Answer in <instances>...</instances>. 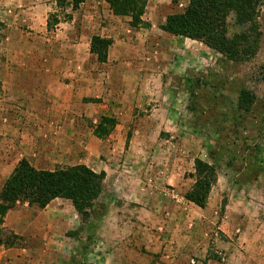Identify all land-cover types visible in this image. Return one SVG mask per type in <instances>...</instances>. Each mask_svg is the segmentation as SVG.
<instances>
[{
	"label": "rangeland",
	"instance_id": "1",
	"mask_svg": "<svg viewBox=\"0 0 264 264\" xmlns=\"http://www.w3.org/2000/svg\"><path fill=\"white\" fill-rule=\"evenodd\" d=\"M144 1L143 25L133 28L128 17L113 15L103 0H82L75 6L73 0H0V189L19 160L40 170L30 157L44 161L46 165L41 167L49 166L46 170L85 166L88 161L103 162L111 170L86 221L64 199H54L44 208L17 202L1 219L0 264H206L210 260L243 264L234 246L249 257L250 243L258 246L254 254L264 257V237L245 233L258 224H248L252 218L263 219V225L256 227L264 230V0L257 4V33L250 35L239 62L229 61L197 41L185 38L180 46L175 44L188 49L183 54L187 62L182 72L166 68L161 76L158 73L147 81L151 95L142 110L134 109L132 114L169 120L165 127L137 130L131 118L126 128L117 129L119 110L107 105L108 110L101 114L99 107L106 103L90 97L75 107L72 130L60 118L63 112L40 123L27 122L24 105L12 114L17 108L8 105V92L38 91L54 94L48 99L56 100L60 92H127L125 84L130 80L124 81L119 69L106 76L111 38L100 35L110 27L126 30L121 37L128 36L130 29L148 27L143 20ZM153 1L163 9L156 19L158 29L167 16L177 15L188 3ZM47 21L51 22L48 29ZM226 23L228 37L248 28L237 24L233 14L227 16ZM32 26L41 31L30 29ZM94 32L87 45L88 58L81 61L82 47L76 48L75 42L81 43ZM92 37L110 41L103 49L104 62L89 52ZM165 38L168 41L169 37ZM27 40L40 42L30 58L37 59V71L41 67L53 70L54 74H46L49 81L41 82L40 74L32 77L24 73L36 67L19 63L30 51L20 49L19 43ZM167 52L174 56L173 51ZM53 59L61 62L58 65ZM241 89L255 96L247 112L237 108ZM86 104L97 108L90 119L82 111ZM102 117L115 124L99 144L91 137ZM132 132L142 137L141 143L129 140ZM71 133L73 139L62 145L60 136ZM130 155L132 162L127 166L138 167L139 173L133 172L139 175L130 174L122 181L137 192L123 199L116 175L119 167L111 164L119 165L120 157L129 159ZM112 156L114 160L108 159ZM194 159L212 165L216 174L203 208L186 199L194 184ZM19 210L22 216L9 215ZM68 232H74L73 236L67 237Z\"/></svg>",
	"mask_w": 264,
	"mask_h": 264
},
{
	"label": "trees",
	"instance_id": "2",
	"mask_svg": "<svg viewBox=\"0 0 264 264\" xmlns=\"http://www.w3.org/2000/svg\"><path fill=\"white\" fill-rule=\"evenodd\" d=\"M73 1L75 6L82 0ZM103 1L113 15L128 17L129 26L137 28L143 25L141 16L144 12V0ZM257 4L258 0H188L182 11L177 15L167 16L159 29L172 36L197 41L223 58L239 62L249 46L250 35L257 33L254 23ZM229 14H233L237 24L246 25L247 31L228 37L226 18ZM49 26L51 22L47 21V29ZM109 44V40L92 37L89 52L97 56V61L104 62L103 49ZM254 99L252 92L241 89L237 97V108L247 112ZM114 124L110 118H100L93 128V137L99 140L106 137ZM261 133L264 139V117ZM193 171L194 184L186 199L203 208L207 195L216 182L215 169L212 165L194 159ZM262 178L264 184V166ZM103 181V172L95 173L83 165L36 170L25 160H19L0 189V223L4 214L19 201L44 208L54 199L67 200L81 220L86 221L94 202L102 194ZM73 234L74 232H68L66 236L72 237Z\"/></svg>",
	"mask_w": 264,
	"mask_h": 264
},
{
	"label": "crops",
	"instance_id": "3",
	"mask_svg": "<svg viewBox=\"0 0 264 264\" xmlns=\"http://www.w3.org/2000/svg\"><path fill=\"white\" fill-rule=\"evenodd\" d=\"M38 4H36L37 6ZM160 7V11H157V8ZM161 6L154 4L153 0H147L145 14L143 16V20L148 23V27L145 29H139L136 31L129 30L128 36L121 37V33L124 35L126 33V30H123V32H120V29H115L110 27L108 30L103 29L100 36L109 37L111 38V45L108 47L107 55H106V67L105 72L107 73L106 76L112 75L111 71L112 69H119L121 71L122 77H124L127 80H130L129 82H126L125 87L127 89V92H119V89L116 92H84V94H81V92H60L58 99H48L51 97V95L54 94H46L44 92H8L9 98H8V105H11V107H14L17 110L14 111V113H18L19 106H25V118L27 117V122L32 123H40L42 120H45L49 117H56L55 112L64 113L60 118H63V122L65 123L68 130H72L74 128L72 123L74 122L75 118L73 114H76L75 107L80 106V102L85 97L90 98H100L103 100L102 103H106V105L101 106L100 112L101 114L108 110L107 105L111 106L112 108L116 107V111L119 110V124L117 125V129L126 128L128 124L131 122L130 119L134 118V123L136 124L137 130L147 128H161L162 126L165 127L167 123H170L169 120L163 119L160 121H156L153 115H147L143 117H138V115L133 116L134 109H137V112L141 111L143 108V104L147 103V95H151L149 92L150 88L148 87V82L151 78H157L158 73L159 76H161V73L164 71V69L174 70L177 74L182 72V69L184 67V63L187 62V59L183 56V54L188 53V49L186 48H180L175 46L177 44L180 46L182 39L185 38L167 35L165 36V33L157 28V22L156 20L160 15H162ZM164 13V12H163ZM167 15V13H165ZM116 19V18H115ZM159 25V24H158ZM30 29L41 31L40 28L32 26ZM113 29L114 32H113ZM98 33L97 31H95ZM89 33L88 37L85 39L80 40L81 43H76V48L82 47V57L81 61L88 58L87 53V45L88 41L91 35L95 34ZM165 37H169L168 41H165ZM170 39V40H169ZM174 39V40H172ZM188 40V39H185ZM191 41V40H189ZM20 49H28L30 50L27 55L23 56L22 60H20L19 63L21 64H34L36 67L35 69L26 70L25 74H30V76L34 77V75L40 74V81H49L48 77H46V74H54L53 70H44L42 67L38 69L37 71V59H31L30 56L33 54L31 51L38 50L40 47L39 41H25V43H19ZM183 45V44H182ZM70 46V45H69ZM29 47V48H27ZM75 49V48H74ZM171 50L174 53V56L172 57V54H169L167 51ZM194 56H197V52H193ZM130 59V60H129ZM55 60V61H54ZM61 62V59H59ZM83 61V62H84ZM57 60L53 59V63L57 64ZM58 62V65L59 63ZM18 63V62H16ZM13 64V63H12ZM11 64V65H12ZM175 76H173L174 78ZM175 79V78H174ZM37 81V80H36ZM156 81V79H155ZM145 85V86H144ZM144 86V87H142ZM40 88V86H39ZM37 89V87L35 88ZM38 90V89H37ZM123 90V89H122ZM102 93V94H101ZM102 97V98H101ZM141 103V104H140ZM118 104L119 107H117ZM17 105V106H16ZM97 108H93L92 104H86L83 105V112L86 117L89 119L92 118L93 113L96 112ZM20 111V112H23ZM155 111V110H153ZM9 116H12L9 114ZM49 116V117H48ZM43 117V118H42ZM93 121V120H91ZM132 122V123H133ZM141 135V131H138ZM119 137L117 138L121 139V135L118 132ZM61 137V144L64 145L67 143V141L73 139V133L70 134L69 137L60 136ZM94 137H91V140ZM142 137H140L139 134L136 132H132L130 134L129 140L131 142L141 143ZM93 141V140H92ZM94 142L101 143V140L95 139ZM36 144V143H35ZM71 145V143H70ZM34 154V151H33ZM32 154V156H33ZM131 155L128 158H123L121 160V157L119 158V165L116 163L111 164L116 169L119 167V172L116 174L119 176V194L120 197H123V199H128L127 195L136 194L137 189L133 188L132 186L128 185L129 183L123 182L127 178L128 175L132 174L133 177L138 176L139 170L137 168H130L127 166L128 162H132ZM32 160V163L34 167H37L40 170H46L49 166H46V168H42L41 166H45L46 163L42 160L34 159L32 157L29 158ZM110 160H114V156L111 158H108ZM116 159V158H115ZM137 163H138V157H136ZM130 160V161H129ZM42 161V162H41ZM118 162V160H117ZM90 163L89 167L87 164ZM84 165L88 167L91 171L95 173L103 172L104 178L109 177V173L111 170L108 168V165H106L103 162L96 163L92 161L84 162ZM135 172L138 173H134ZM263 179V178H262ZM264 189V186L262 187ZM160 208V206H159ZM9 215H20L22 216V211H15V212H9ZM251 222L258 223L259 225H263V219L261 218H252L248 224ZM243 223H245V220L243 219ZM242 223V225H243ZM257 224V225H258ZM9 225V224H7ZM256 225V226H257ZM252 227L249 231V229L245 230V233L247 235H258L260 238L264 237V230L262 231L261 228ZM12 229H14L13 225L11 226ZM240 231V235L243 234V230L239 227L237 228ZM239 235V236H240ZM237 240H240V237L237 238ZM252 249V252L249 253V257H245L240 251L239 247L234 246L235 251L239 254V259L243 264H257L260 263V261H264L263 255L260 253L254 254L255 249H258V246H256L254 243H250L249 245ZM263 249H264V243H263ZM239 248V249H238ZM264 252V251H263ZM231 258V255L229 256ZM206 264H215L214 261H207Z\"/></svg>",
	"mask_w": 264,
	"mask_h": 264
}]
</instances>
